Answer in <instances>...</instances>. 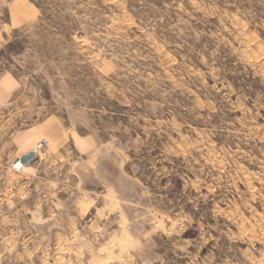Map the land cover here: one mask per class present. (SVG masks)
I'll list each match as a JSON object with an SVG mask.
<instances>
[{
	"label": "rangeland",
	"instance_id": "obj_1",
	"mask_svg": "<svg viewBox=\"0 0 264 264\" xmlns=\"http://www.w3.org/2000/svg\"><path fill=\"white\" fill-rule=\"evenodd\" d=\"M0 2L3 69L107 145L142 264H264V0Z\"/></svg>",
	"mask_w": 264,
	"mask_h": 264
},
{
	"label": "crops",
	"instance_id": "obj_2",
	"mask_svg": "<svg viewBox=\"0 0 264 264\" xmlns=\"http://www.w3.org/2000/svg\"><path fill=\"white\" fill-rule=\"evenodd\" d=\"M25 7L22 18L29 16ZM6 45L0 44V264H142L146 238L135 233L104 167L107 145L3 69ZM42 140L47 147L15 169Z\"/></svg>",
	"mask_w": 264,
	"mask_h": 264
},
{
	"label": "built area",
	"instance_id": "obj_3",
	"mask_svg": "<svg viewBox=\"0 0 264 264\" xmlns=\"http://www.w3.org/2000/svg\"><path fill=\"white\" fill-rule=\"evenodd\" d=\"M47 147V140H42L38 146L37 149L35 150V153H39L42 152L45 148ZM23 167V163L21 160H18L15 165L14 168L17 170H20Z\"/></svg>",
	"mask_w": 264,
	"mask_h": 264
},
{
	"label": "water",
	"instance_id": "obj_4",
	"mask_svg": "<svg viewBox=\"0 0 264 264\" xmlns=\"http://www.w3.org/2000/svg\"><path fill=\"white\" fill-rule=\"evenodd\" d=\"M36 158V153L35 152H30L29 154L23 156V158L21 159L22 163L24 165H28L29 163H31L34 159Z\"/></svg>",
	"mask_w": 264,
	"mask_h": 264
}]
</instances>
